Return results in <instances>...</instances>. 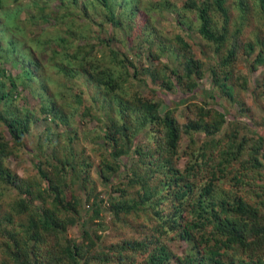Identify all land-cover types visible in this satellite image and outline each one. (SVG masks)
I'll list each match as a JSON object with an SVG mask.
<instances>
[{
	"label": "trees",
	"instance_id": "obj_1",
	"mask_svg": "<svg viewBox=\"0 0 264 264\" xmlns=\"http://www.w3.org/2000/svg\"><path fill=\"white\" fill-rule=\"evenodd\" d=\"M93 2L97 8L77 13L68 5L54 31L49 24L14 40L1 31L2 66L20 71L11 77L0 63V264H264V136L208 102L240 101L248 111L235 84L237 75L247 80L241 56L253 57V72L264 67V0ZM1 8L10 15L3 0ZM103 32L120 46L89 43ZM28 36L43 39L33 55L14 47ZM139 68L166 94L205 99L143 96ZM254 88L263 94L264 76ZM43 116L46 136L33 139ZM86 116L97 125L81 129ZM143 131L135 145L131 136ZM100 139L109 145L97 154L102 183L113 190L105 200L111 215L100 216L98 196L89 212L96 228L83 227L78 240L68 232L81 202L68 188L79 172L95 183L90 151ZM27 150L43 155L35 171L12 170L7 159ZM107 220L116 232L108 241Z\"/></svg>",
	"mask_w": 264,
	"mask_h": 264
},
{
	"label": "rangeland",
	"instance_id": "obj_2",
	"mask_svg": "<svg viewBox=\"0 0 264 264\" xmlns=\"http://www.w3.org/2000/svg\"><path fill=\"white\" fill-rule=\"evenodd\" d=\"M64 5L62 4V2ZM61 2V3H60ZM4 6L7 9V13L10 11V15L6 14V12L2 9L0 12V46L1 43L2 45H7L6 41L1 38V31H8V36L12 37L11 39H15L17 37L18 31L23 32V34H29L30 36H33L34 34L38 33V31H43L42 29H50L48 26L51 24V26L55 30L54 24L59 22L61 19V16L63 15V12L65 11L66 7L69 5V8L76 10L75 13H77L79 10L80 11H89L91 9L97 8V5L93 0H3ZM117 10L123 11V8H121L119 5H117ZM41 16L40 18H37V16ZM9 20V25H7L6 21ZM95 18L94 24H92V28L97 31L100 30L102 25L99 24ZM101 21V20H100ZM15 24V25H14ZM5 26V27H3ZM24 26V28H23ZM110 30H105V31H111ZM36 32V33H35ZM25 37L26 40L29 42V47L27 43L23 42L21 39L16 40L15 48L16 51L23 49L25 51H28L30 54L36 53V47L41 45L43 42V39H32L29 40V37ZM23 37V35H22ZM111 37V38H110ZM106 41L112 42V44L116 47H119L120 44L116 39L112 40V35L108 34L107 32H103L100 36L98 37H93L91 38V42L93 46H99L102 47L103 43ZM81 43H85L80 41ZM195 45L197 46V51H200L202 43L200 41V38H196L194 41ZM46 47H49L48 44H46ZM253 60V57L250 58H245L242 57L239 59V69L242 71V73H245L247 80L244 77H240L237 75L236 79V92L240 96V99L244 100L248 108V111H244L241 109L242 106L240 105L239 102H234L232 105L228 104L226 101V98H222V102L219 103H212L213 100L209 99L208 102L209 104H214L216 105L217 108L220 110H223L227 113V119L230 120H236L240 125H245L246 128L250 132H254L258 136H264V92L262 95H260L254 88L256 81L259 79H262L264 76V67H260L256 71H251L250 70V65L249 62ZM144 60H148L147 58L144 57ZM164 59V61H166ZM3 57H0V63H1V68H3L6 71V74L11 75V77L16 76L20 68L15 65L13 62H6L3 64ZM48 65V60L46 61ZM149 62H144V66H147ZM141 67V65H140ZM140 69V68H139ZM140 76L144 77V80L138 81L137 83V90L139 93H141L143 96L146 97H154V99L160 97L162 100L165 101L166 104H168L169 101L175 100L177 102L183 100V98H194L197 100H204L205 95L202 94V96H188L187 94H184L182 91L176 90L174 92H168L166 94L164 92L163 86H161L159 83H156L152 80L151 76L148 74H144L142 72V69H140ZM238 80V84H237ZM206 84V79L204 78L202 80ZM247 88H242L241 84L245 83L247 84ZM208 86V84L206 85ZM21 93L24 91L22 88L19 89ZM219 94V93H218ZM25 96L29 99L30 103L34 102V99L29 93H25ZM166 109L165 105H162L160 108L161 113H163ZM44 117V116H43ZM40 118V121H38L33 129H31V135L33 139H36V135L44 134L46 136V129L48 125V120L44 118ZM78 116L77 118H79ZM123 123V122H122ZM46 125V127H45ZM81 129H84L86 127H94L97 125L96 119H92L90 116H86L84 120L80 121L79 123ZM56 131V130H55ZM34 132V135H33ZM3 133L2 127L0 126V134ZM56 133H58L56 131ZM8 135V133H6ZM147 132L143 131L140 134L132 135L131 136V141H135V145L138 143H141V141H145ZM9 137V135H8ZM63 140V139H61ZM36 145V143L34 142ZM32 145V144H31ZM129 145V144H128ZM127 145V146H128ZM97 146V147H96ZM96 146L90 151V154L92 157L95 159V163L92 168V179L94 180L95 183L92 184H84L82 182V174L79 172V174L72 176L73 181L72 184L73 186H69V190L71 192V195H74V197L78 196L80 197V212L81 218L80 222L72 228L68 232L69 237H76L78 240H80V235H81V229L83 227L85 228H90L93 232L94 229L96 228L98 218H92L89 214V212H92L93 208L90 207L92 205V201L95 200L98 196V199H100L98 205L101 206V212L100 216H110L111 212L108 210V204L105 201L110 194L113 192L111 189L110 185H106V183H102L101 177H100V171H99V157H98V149L102 148L104 146L108 147L109 145L102 141L101 139L97 142ZM128 147H134V144L131 143V146ZM31 151V150H30ZM27 150V153L23 156V158H16L14 156L9 157L7 159L9 166L12 168L14 171H19V172H24L26 174H31L28 172H34L36 163L38 160V157H43L39 153V150L30 152ZM61 156H63L60 153ZM122 162V160H120ZM186 158H182L179 160V165L180 167H183L185 165ZM78 173V172H77ZM68 179V183H69ZM91 186V189L88 187ZM95 187V188H94ZM72 188V190H71ZM89 189V193L86 191ZM73 191V193H72ZM94 193L93 195H90ZM73 198V197H72ZM74 199V198H73ZM103 199V200H102ZM108 227L102 232V234L106 237L108 241V235L112 236L113 233L115 232L113 229H110V223L106 222ZM116 233V232H115ZM55 239L53 240L52 244H54ZM184 243V242H183ZM185 244V243H184ZM185 246V245H184Z\"/></svg>",
	"mask_w": 264,
	"mask_h": 264
},
{
	"label": "clouds",
	"instance_id": "obj_3",
	"mask_svg": "<svg viewBox=\"0 0 264 264\" xmlns=\"http://www.w3.org/2000/svg\"><path fill=\"white\" fill-rule=\"evenodd\" d=\"M2 8L0 9V12H1ZM44 30V29H43Z\"/></svg>",
	"mask_w": 264,
	"mask_h": 264
}]
</instances>
